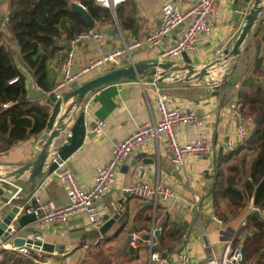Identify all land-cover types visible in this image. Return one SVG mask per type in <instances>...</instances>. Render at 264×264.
Instances as JSON below:
<instances>
[{
	"label": "crops",
	"instance_id": "obj_1",
	"mask_svg": "<svg viewBox=\"0 0 264 264\" xmlns=\"http://www.w3.org/2000/svg\"><path fill=\"white\" fill-rule=\"evenodd\" d=\"M165 1L167 0H125L121 3L125 27L120 26L112 13V22L94 20L92 26L101 32L102 37L85 40L73 47L74 69H81L119 46L121 44L119 30L127 36L133 35L140 41L144 40L149 30L157 25L161 7ZM194 1L182 0L180 7L186 8ZM254 1L222 0L220 16L216 21L211 22L209 35L200 37L193 50L187 51L171 61L172 67L160 68L161 72L159 68H150L141 79L120 80L89 92L84 97L80 109L74 111L64 120L65 130L53 138L46 163L50 161L68 128L72 126L75 117L81 111L85 113L86 118L103 119L106 121L104 132L96 135L86 126L87 132L83 144L65 160L68 168L75 174L78 183L81 186H89L94 179L96 167L109 159L111 146L115 141L126 137L137 124L152 117L158 118L154 108L155 91L151 83L156 73L158 75L163 73L167 77L159 79L155 86L162 93L175 97L181 108H195L207 115L205 134L214 142L223 141L225 133L233 131L230 114L232 102L227 101L223 104L219 102L216 96L218 88L216 85L205 87L200 85L193 76L188 80H185V76L186 72L190 71L189 68L197 72L201 71L205 65L212 64L213 61L222 60L226 63L233 60L234 55L231 54V50ZM0 10L8 13L6 0L0 1ZM262 14L264 15V10ZM5 21L0 22L1 39H6L9 44L17 48L16 43L8 37ZM188 24L189 19L183 23V27ZM261 24L260 34H255V25L253 31L251 29L250 35H248L252 37L251 45L248 44L250 46L247 51L251 57L250 61L255 55V44L258 42L260 45H264V25L262 22ZM176 32V30L170 32L160 46L143 45L133 49L130 53L131 60L129 57H121V66H128L131 62L152 63L159 61V53L174 43ZM245 44L243 43V45ZM68 48H70V44L67 47H60L55 55L47 61L45 85L50 89L49 92H53L56 87L59 78V63ZM218 49L220 52L216 54ZM107 71L109 69L106 67H95L74 80L60 93L62 95L82 82ZM258 79L264 83V77H258ZM139 80L145 89L142 88ZM72 100L73 98L67 99L63 108L68 106ZM44 101H48L51 110L52 103L46 96ZM84 105H86L85 111ZM176 130L178 136L184 141H190L196 136V131L191 126L181 125L176 127ZM37 139L31 137L19 141L12 145L8 151L0 152V174L3 175L33 161L39 153L36 146ZM213 161L214 159L202 161L190 159L185 168H176L166 156L164 141L158 146L154 143L144 144L141 148L133 150L124 159L116 176L117 182L96 201L106 221L119 210L122 211L104 234L99 232L100 226L96 228L88 224L82 214L73 215L64 226L43 225L38 228V231L43 235L42 240L49 243L63 245L78 243L77 246L66 252L72 259L71 264H78L80 259L96 258L99 260L101 255L104 256V259L98 261L99 264H113L115 257L110 250L112 246L117 247L121 253H125L123 264H175L174 253L179 250L186 251L192 260L204 259L209 254L210 243L222 239L229 233L235 235L236 230L241 226V221L248 215L245 212L247 207H245L240 209L236 218L223 222L222 225L213 219L214 209L211 197L207 192L209 178L206 176V173H209L213 167ZM43 170L45 171V168ZM28 175L29 171H25L18 180L22 181L24 191L15 195L14 202L17 204H24L29 197L31 198L30 203H35L34 196L29 194V183H26ZM138 179L149 183L159 182L168 187L173 195L166 200H159L154 207L150 200L140 199L130 192L132 183ZM34 191L42 200L51 201L54 205H62L66 202V187L52 175L44 173L41 178L37 179ZM7 200L0 195V214L3 213V216L9 208ZM251 202L252 200L248 202V205ZM165 216L168 217L173 233L179 229L175 232V239H177L175 249L167 253L166 257H162L166 261L162 263L150 262L149 254L152 246H150L149 240H145L144 235H149L153 228H159V234L160 220ZM132 233L140 236V240L135 246L131 244V241L126 244L128 234ZM28 237H32V235L29 234ZM156 237H154V245ZM129 248L134 250L131 252ZM65 254H61V256H65ZM45 255L48 264H60L56 259L58 254L46 253Z\"/></svg>",
	"mask_w": 264,
	"mask_h": 264
},
{
	"label": "built area",
	"instance_id": "obj_2",
	"mask_svg": "<svg viewBox=\"0 0 264 264\" xmlns=\"http://www.w3.org/2000/svg\"><path fill=\"white\" fill-rule=\"evenodd\" d=\"M71 1L84 6L81 0ZM124 1L94 0L98 5L108 8L113 15H115L116 6ZM181 2L182 0H167L164 2L157 25L149 30L144 40L140 41L133 35L127 36L119 30L121 40L119 46L102 57L95 59L92 63L75 70L73 67V47L85 40L100 39L102 37L101 32L93 26H88L79 31L70 40V48L65 51L64 56L60 60L58 68L59 78L52 93L55 94V97H59L61 95L60 92L66 86L95 67H106L109 70L120 67L122 56L129 57L131 60L130 53L133 49L142 47L143 45L160 46L164 38L174 30L177 31L174 43L159 53V62H164L165 60L167 62L174 61L176 58L182 56L183 53L193 50L200 37L209 35L211 22L219 18L222 0H195L183 9L180 7ZM187 19H189V24L183 27V23ZM5 20H7V17ZM219 52V49L216 50V54ZM159 79L160 75L156 73L151 82L155 91L154 108L158 118L152 117L147 121L137 124L126 137L115 141L111 146L109 159L96 167L94 179L89 186H81L75 174L66 165L65 160H59L57 161L56 168L50 175L54 176L58 182L66 187V202L62 205H54L51 201L42 200L34 191L32 196H34L35 203L31 204V198L29 197L30 199L27 198L24 204H18L19 210L14 219L19 213L33 214L35 220L32 225L38 229L43 225L64 226L73 215L82 214L85 216L88 224L97 228L106 219L98 208L96 201L117 182L116 176L120 165L133 150L141 148L147 143H154L158 146L164 141L168 160L176 168H185L190 159L200 161L213 159L219 152L233 151L239 143H242L249 137L252 118L245 113L240 102L233 103L230 106L233 131L225 133L223 141L214 142L204 132L208 122L207 115L195 108H181L175 97L162 93L155 86ZM139 82L142 88L145 89L141 80ZM4 106H7V104ZM79 109L80 106L74 111H78ZM83 109L84 111L86 110V105H84ZM85 124L96 135L102 134L106 128V121L98 117L88 118ZM181 125L194 128L196 131L195 138L190 141L182 140L176 130V127ZM52 158L53 156L50 158V161ZM130 192L140 199L150 200L154 207L159 200H166L173 195L172 191L165 185L159 182L149 183L141 179L135 180L132 183ZM12 205V201L7 200V207ZM245 212L247 214L258 212L264 218V211L253 202L247 206ZM2 217L3 213L0 214V220ZM213 219L219 225L223 224V221L215 213H213ZM240 224L245 225L246 219H243ZM156 230L159 231V228H153L149 233L148 240L150 246H153L155 243ZM233 237V233H229L222 239H219L220 241L210 243L208 256L201 260H192L186 251L179 250L174 253L175 264H240L243 258L242 244L238 243L234 245ZM139 240L140 236L132 233L131 244L135 246ZM2 248L21 255H27L29 249H31L26 246L14 248L12 247L11 240L5 244H0V250ZM44 254L46 253L41 250H35L33 261L37 264H48ZM149 260L150 262L156 261L158 263L166 261L159 256L157 251L152 250H150Z\"/></svg>",
	"mask_w": 264,
	"mask_h": 264
},
{
	"label": "trees",
	"instance_id": "obj_3",
	"mask_svg": "<svg viewBox=\"0 0 264 264\" xmlns=\"http://www.w3.org/2000/svg\"><path fill=\"white\" fill-rule=\"evenodd\" d=\"M81 1L94 20L112 22L108 8L94 0ZM6 2L8 16L5 26L8 37L17 48L6 39L2 40L0 32V152L8 151L19 141L38 138L50 113L49 103L44 101V97H25L24 78L13 56L18 53L32 70L37 86L49 92L45 85L47 61L60 49L56 39L60 42L71 40L88 27L81 16L71 10L68 0ZM115 17L120 26L125 27L121 3L116 6ZM261 27V22H258L256 35L260 34ZM244 72L246 74L239 82L226 78L216 92L221 104L240 102L245 113L252 118L249 137L233 151L219 152L214 158L212 170L206 173L209 178L207 192L214 213L223 222L236 218L250 200L264 211V83L258 79L264 77V45L255 44V55L252 61L247 62ZM160 227V233L155 236L156 244L151 250L158 251L160 257H166L175 249V232L179 229L173 233L167 216L160 220ZM233 241L234 245L242 244L243 258L240 263L264 264V218L261 215L249 213L246 224L238 227ZM112 249L121 253L115 246ZM133 250L129 248V251ZM0 255V264H33L35 250L29 249L27 255L18 258L15 252L2 248ZM121 255L125 256V253ZM56 259L62 264L64 256L58 254ZM86 261L80 259L78 264H85Z\"/></svg>",
	"mask_w": 264,
	"mask_h": 264
},
{
	"label": "water",
	"instance_id": "obj_4",
	"mask_svg": "<svg viewBox=\"0 0 264 264\" xmlns=\"http://www.w3.org/2000/svg\"><path fill=\"white\" fill-rule=\"evenodd\" d=\"M1 1V0H0ZM261 0H255L253 6L248 12L247 19L243 25L239 36L237 37L231 54L237 55L240 52V47L246 40L252 26L262 10L260 5ZM71 10L78 13L87 26H92L94 24V19L91 17L88 10L75 2L68 1ZM6 11H1L0 22H4L7 17ZM60 47H67L70 41L59 42L55 41ZM248 45L244 47V50L248 49ZM15 65L17 66L19 72L24 78V89L26 98H41L47 97V99L52 103L49 116L47 118L45 127L40 133L36 146L39 149V153L33 161L27 162L24 165L16 168L12 171L0 174V195L4 196L6 199L12 201L13 205L10 206L2 219L0 220V244H5L11 240L12 247L21 248L29 247L33 250H41L49 254H65L72 248L78 245L76 244H54L47 241H43V235L34 228L32 223L35 220V216L30 213H19V215L14 219L15 215L18 213V204L14 202L16 194H20L24 191L22 187V181H18L20 176L25 172L29 171L26 183H29V194H32L35 190L36 180L41 178L44 173L50 175L57 166V161L66 160L73 152H75L84 142L86 138V124L88 120L85 113L81 111L74 119V122L70 128H68L66 135L64 136L61 144L56 149L51 161L46 163V158L48 156L50 144L54 137L65 130L64 120L78 109L81 105L84 97L91 91L110 84L115 83L120 80H135L141 79L148 69L153 68H163L167 69L172 67L171 62H159L155 61L152 63L138 62L132 63L128 66H121L118 68L111 69L107 72L99 74L91 79L82 82L77 87L64 92L59 97H55L52 92L46 93L43 89L35 84L32 70L26 65L19 54L13 56ZM211 65V64H210ZM210 65H205L200 71V76H203ZM192 72L193 69L189 68ZM162 75V74H161ZM189 76L185 78L188 80ZM73 98L71 103L64 107V102L67 99ZM45 168V171L43 170ZM12 178V179H11ZM19 189V190H18ZM122 213L119 210L111 218L105 221L99 228V232L104 234L108 228L115 222V220ZM259 215L258 212H253ZM18 226V227H17ZM158 230L155 231V236L158 235ZM31 234L32 237H28ZM132 234H128L126 244L131 241ZM145 240H148L149 235H144Z\"/></svg>",
	"mask_w": 264,
	"mask_h": 264
},
{
	"label": "rangeland",
	"instance_id": "obj_5",
	"mask_svg": "<svg viewBox=\"0 0 264 264\" xmlns=\"http://www.w3.org/2000/svg\"><path fill=\"white\" fill-rule=\"evenodd\" d=\"M260 5L262 6V10L257 17L254 26L251 28L252 31L255 28V25L257 22H262V23L264 22V15L262 14V12L264 10V0L260 1ZM248 35H250V34H248ZM251 41H252V37L247 36V38L244 42L246 44L245 45L242 44V46L240 47V52L237 55H234V58H232L233 60H231V62L225 63L222 60L213 61V63L206 70L207 72L209 71L208 73L206 72L203 76H200V71H197V72L187 71L186 72L187 75L185 76V78L187 76H189V78L190 77L192 78V76H193L194 79H196L200 85H204L205 87L214 86V85H216L218 87L219 84L221 82H223L226 78L227 79L231 78V79H233L232 81L239 82L244 77V75L246 74L244 72V69L246 68L248 60L251 58V57H249V54L247 53L248 49L244 50V47L248 44L251 45ZM250 45H248V46H250ZM159 71L161 72L162 70L159 68ZM165 73H166V71H165ZM160 74H162V75H160V79L162 77H167L163 73H160ZM110 250L114 254V257H115L112 263L113 264H123L122 260H123L124 256L121 255V253H118L114 249H110ZM16 256L19 258L22 256L24 257L25 255L21 256V254H17ZM101 259H104L103 255H101V258L99 260H97L96 258H87V259H85V260H87L85 262V264H99L98 261H100ZM71 262H72V259L66 253L64 256L63 264H71ZM33 264H37V263H35L33 261ZM107 264H109V263H107Z\"/></svg>",
	"mask_w": 264,
	"mask_h": 264
},
{
	"label": "bare ground",
	"instance_id": "obj_6",
	"mask_svg": "<svg viewBox=\"0 0 264 264\" xmlns=\"http://www.w3.org/2000/svg\"><path fill=\"white\" fill-rule=\"evenodd\" d=\"M209 72V71H208Z\"/></svg>",
	"mask_w": 264,
	"mask_h": 264
}]
</instances>
